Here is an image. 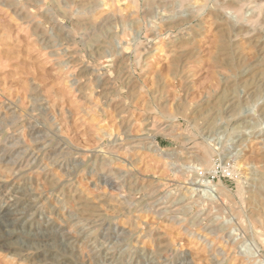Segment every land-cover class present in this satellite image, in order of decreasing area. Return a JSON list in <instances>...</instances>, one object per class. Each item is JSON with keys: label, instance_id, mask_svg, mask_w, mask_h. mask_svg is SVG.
<instances>
[{"label": "rangeland", "instance_id": "obj_1", "mask_svg": "<svg viewBox=\"0 0 264 264\" xmlns=\"http://www.w3.org/2000/svg\"><path fill=\"white\" fill-rule=\"evenodd\" d=\"M0 264H264V0H0Z\"/></svg>", "mask_w": 264, "mask_h": 264}, {"label": "bare ground", "instance_id": "obj_2", "mask_svg": "<svg viewBox=\"0 0 264 264\" xmlns=\"http://www.w3.org/2000/svg\"><path fill=\"white\" fill-rule=\"evenodd\" d=\"M255 7V6H254ZM259 15V14H258ZM239 21V20H238Z\"/></svg>", "mask_w": 264, "mask_h": 264}]
</instances>
